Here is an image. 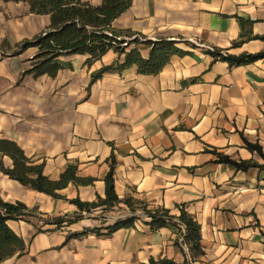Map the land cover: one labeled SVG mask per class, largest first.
<instances>
[{
  "label": "crops",
  "instance_id": "1",
  "mask_svg": "<svg viewBox=\"0 0 264 264\" xmlns=\"http://www.w3.org/2000/svg\"><path fill=\"white\" fill-rule=\"evenodd\" d=\"M81 1L99 6L103 0ZM238 17L252 21L253 35H264V0H131L111 25L122 38L174 40L189 52L173 55L156 74L132 65L92 80L102 67L124 61L111 48L90 64L87 54H62L54 76L35 75L29 70L36 47L0 50V137L43 162L51 180L68 165L92 179L69 183L53 197L0 170V200L22 202L31 212L8 220L24 247L0 264L181 263L189 257L196 264H264V59L229 66L200 46L234 55L264 50L259 39L232 47L241 33ZM49 24V15L31 13L27 2L0 0L3 47L15 48ZM138 50L148 58L151 47L140 44ZM247 143L260 145L262 155ZM220 154L258 165L236 170L218 162ZM112 155L117 197L143 200L174 216L184 209L199 226L202 253L183 252L171 225L155 229L135 220L109 233L113 221L97 225L93 217L52 223L79 212L72 199L105 196ZM0 158L5 168L12 166L8 156ZM95 227L99 233L90 231Z\"/></svg>",
  "mask_w": 264,
  "mask_h": 264
},
{
  "label": "trees",
  "instance_id": "2",
  "mask_svg": "<svg viewBox=\"0 0 264 264\" xmlns=\"http://www.w3.org/2000/svg\"><path fill=\"white\" fill-rule=\"evenodd\" d=\"M3 1H24L29 5V10L33 14L49 15L50 24L48 28L33 37L31 40H24L17 44L15 48L3 47L12 50V53H20L29 47H36L37 52L31 58V68L29 71L35 75L48 74L54 76L60 65L57 63V57L62 54H87L86 63L90 64L92 61L101 57L107 50L114 49L119 55H124L122 63H115L104 66L92 75V80L99 77L102 73L107 71H122L123 69L132 65L137 66L139 73L156 74L163 66L169 62L173 55H184L189 53L186 50L179 48L177 41L160 39L157 41L145 40L140 41L134 38L128 42L126 46H120L122 33L112 28V22L123 11H125L131 0H103L101 5L94 6L89 2L81 0H3ZM241 27V33L237 40L232 42V47L241 45L242 43L259 39L264 41V35H253L249 29L252 21L244 20L238 17ZM245 25L248 28L245 30ZM106 32H109L108 35ZM132 33L126 36H132ZM121 37V40H117ZM131 44L133 47L129 48ZM146 44L151 47L148 58L141 56L138 45ZM189 47L195 48V44L185 42ZM212 50L204 48L205 53L211 55L214 60L226 61L229 66L242 65L264 59V50L256 53L242 52L238 55L226 53L223 49L211 46ZM249 151L257 152L262 155L261 146L258 144L247 143ZM0 155L8 156L12 161L10 168L3 166L0 158V170L9 178L14 179L22 185L33 190L43 192L45 194L58 197L57 190L65 188L69 183L77 185H87L92 182L91 178H82L77 175V167L68 165L61 173L59 179L51 180L43 173V162L36 163L29 158L23 149L13 140L0 137ZM218 162L231 166L236 170H247L251 167H257V163L253 160H239L235 161L226 155H218ZM114 158L113 155L110 160V169L106 174L105 181V196L98 197L95 201L86 202L79 198H74L71 203L75 204L79 212L70 216L67 220L62 217L54 218L53 222L56 227L63 223L70 224L81 218L82 213H92L96 208H102L104 211L112 210V208L120 203L125 204L132 212L140 211L142 214L131 216L124 220H118L112 225L106 227L107 232H113L121 228L130 227L134 225L137 218L147 216L150 221L145 220L152 228L158 229L167 225L181 228L184 225L185 235L184 239L189 247L191 255L202 253L200 245V233L198 224L187 215L184 209L180 210L177 216L171 215L168 210L164 208L150 207L145 201L135 199L133 197H126L120 200L114 189ZM31 212L22 202H5L0 200V262L8 257L14 255L24 247L23 240L18 237L8 225L10 219H20L28 217ZM174 219H178L177 224ZM89 231V230H86ZM90 231L99 233L100 228L95 227ZM75 233L73 235H77ZM177 244V237L175 239ZM148 264H187L186 260L178 263L169 258H162L159 260L150 259Z\"/></svg>",
  "mask_w": 264,
  "mask_h": 264
},
{
  "label": "built area",
  "instance_id": "3",
  "mask_svg": "<svg viewBox=\"0 0 264 264\" xmlns=\"http://www.w3.org/2000/svg\"><path fill=\"white\" fill-rule=\"evenodd\" d=\"M106 33H107L108 35H110L109 32H106ZM134 38H138L140 41H145V40H147V39H145V38H141V37H138V36L125 37V38H122L124 41L121 42V43L118 44V45H120V46H126V45L128 44V41H130V40H132V39H134ZM116 39H117V40H121V37H117ZM200 46H203V47L206 48V49H210V50H212V47L209 46V45L200 44ZM121 205H122V206H121ZM120 207L124 208V211H123V209L121 210V214L118 215L119 217H118L117 219L113 220V223L116 222V221H118V220H124V219H126V218L131 217V216H137V215L142 214L140 211L132 212V211H131V210H130L125 204H123V203H120V205L118 204V205L114 206V207L112 208V210H113V209H118V208H120ZM120 209H121V208H120ZM99 210L102 211V212H108V211H104L102 208H96L95 210L92 211V213H85V212L82 213V214H83V218H84V217H93V218L95 219L96 216L94 215V213H96V212L99 211ZM112 210H109V211H112ZM136 220L145 223V220L150 221V218L147 217V216H144L143 218H137ZM174 221H175L177 224H179L178 219H174ZM174 227L177 229V232H178V233H177V245L179 246L180 249L183 250V252L187 253V255L189 256V254H190L189 247H188V245H187V243H186V241H185V239H184V235H185L184 225H181L180 231H179V228H178V227H176V226H174ZM186 262H187V264H196L195 261H193V259L190 258V257L187 258Z\"/></svg>",
  "mask_w": 264,
  "mask_h": 264
},
{
  "label": "rangeland",
  "instance_id": "4",
  "mask_svg": "<svg viewBox=\"0 0 264 264\" xmlns=\"http://www.w3.org/2000/svg\"><path fill=\"white\" fill-rule=\"evenodd\" d=\"M0 50L2 52L8 51V53L13 54L12 53V50H2V48H0ZM119 214H121V209L120 208L113 209L112 211H108V212H102V211L99 210V211H97L94 214L96 216V218H95L96 224L98 225V224H103V223L111 222V221L117 219L119 217L118 216Z\"/></svg>",
  "mask_w": 264,
  "mask_h": 264
}]
</instances>
